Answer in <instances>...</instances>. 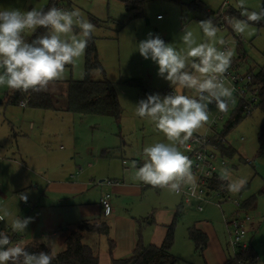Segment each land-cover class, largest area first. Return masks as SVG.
<instances>
[{"label":"rangeland","instance_id":"1","mask_svg":"<svg viewBox=\"0 0 264 264\" xmlns=\"http://www.w3.org/2000/svg\"><path fill=\"white\" fill-rule=\"evenodd\" d=\"M50 2L51 0H0V11L13 8L22 11L32 8L39 10ZM129 4H135L137 8L130 10L127 8ZM261 4H264V0H246L249 11L258 10ZM59 5L64 10L78 9L90 22L93 18L99 21V25H95L93 37L96 39L98 57L104 73L101 70L99 75L92 72L90 78L96 81L106 78L115 85L122 115L117 122L109 117L66 112V82L85 79V52L74 63L66 65L63 78L57 80L59 83L56 86H48L57 103L56 111L31 107L24 109L20 104H8L5 98L12 90L0 87V207H7L13 216L31 217L32 222L25 232L17 233L20 241L25 245L31 243L32 239L43 243L46 241L54 254L60 253L65 246L62 249L60 245L64 243H59L49 235L42 240V231L46 230L48 233L49 223L53 224L54 220L58 223L64 222V227H58L63 233V229L69 228L68 225L75 229V225L81 220L108 222L109 218L104 212L81 219L79 210L81 207L93 209L99 206L105 190L101 185L106 182H118L121 185L129 184L128 182L143 183L134 179L135 175L131 173L136 171L133 161L137 165L142 164L144 147L167 142L152 122L135 115L136 104L148 94L159 93L164 96L173 91L169 82L157 75L158 65L140 55L138 43L146 39L149 33H153L177 50H182L185 47L182 42L185 28L193 32L199 43L205 39L198 25L200 21L212 18L215 23L218 14L232 17L230 11L236 13V18H244L240 16L239 0H62ZM218 29V38H223L226 43L216 46L221 50L229 48L233 52L232 60L237 59L240 46L248 58L244 64L245 72L253 69L257 73L264 61V21L250 24L243 35L228 28ZM32 36V33H27L25 39ZM133 82H141L142 86L131 84ZM185 94L193 95L188 90H185ZM237 106L238 103L233 108L236 109ZM209 107L208 124L194 134L215 136L207 131V127L211 125L218 109ZM232 117L229 110L224 122L219 123L213 130L221 136ZM225 141L237 151L236 156L228 158V168L234 176L248 178L246 190L243 189L237 194L227 191L225 200L256 198V209L249 214L260 227H255L246 242L252 243L257 250L258 264H264L262 99L253 114L244 117ZM179 150L188 156L184 146H179ZM79 168L82 173L78 181L85 185L84 193L72 203L68 196L47 191L48 185H59L63 182L73 184L71 176L76 175ZM126 171H131L127 181L123 178ZM21 193L28 195L27 203L19 200ZM110 196V202L116 199L114 194L110 193ZM131 199L121 204L124 212L131 216L153 213L155 209L177 210L183 205L182 216L175 228L172 249L175 264H216L220 250L227 259L234 256V251L229 246L222 210L226 216H230L236 207L232 203L224 202V197L212 195L211 202L203 205V212L198 211L196 204H186L181 195L167 189L152 188L148 198L142 199L135 195ZM219 202L222 203V210L217 206ZM31 208L34 210L31 211ZM6 224L12 236L14 233L10 228L11 218L0 221V230ZM196 224L209 237L204 253L196 251L189 235V230ZM145 244L151 243L146 240Z\"/></svg>","mask_w":264,"mask_h":264},{"label":"clouds","instance_id":"2","mask_svg":"<svg viewBox=\"0 0 264 264\" xmlns=\"http://www.w3.org/2000/svg\"><path fill=\"white\" fill-rule=\"evenodd\" d=\"M239 8L243 19L224 17L234 33L243 35L250 24L264 21V4L249 11L246 0H239ZM198 25L204 41L198 43L193 32L185 28L182 50L153 33L138 43L140 55L158 65L157 75L169 82L173 91L164 96L148 94L136 104L135 115L152 122L167 142L144 147L142 164L133 161L134 179L174 193L187 187L193 196L197 194L198 178L192 171L191 159L179 146H184L208 124L210 105L223 112L234 103V89L223 79L231 66L233 52L216 46L225 45L226 41L218 38L219 29L212 18ZM39 28L46 29V33L30 42L25 39L27 33L35 34ZM94 32L95 25L78 9L53 6L47 10L0 11V87L21 93L47 92L51 82L63 78L66 65L84 54ZM93 71L96 75L100 73L99 68ZM185 90L193 95H186ZM218 179L222 182L221 189L231 194L240 193L248 183L246 176L236 177L227 167L219 170ZM19 200L27 203L28 195L21 193ZM6 218H11L12 233L25 232L32 222L31 217L13 216L7 207H0V221ZM8 227L6 224L0 230V264H52L55 257L51 252H30L23 241L13 243Z\"/></svg>","mask_w":264,"mask_h":264},{"label":"trees","instance_id":"3","mask_svg":"<svg viewBox=\"0 0 264 264\" xmlns=\"http://www.w3.org/2000/svg\"><path fill=\"white\" fill-rule=\"evenodd\" d=\"M60 1L62 0H51L49 5L43 9L47 10L53 6L61 8L59 5ZM127 8L131 10L136 9L137 6L135 4H129ZM230 14H233L232 17H236L235 12L230 11ZM91 22L94 25H99V21L94 18L91 19ZM215 24L218 26V19L215 21ZM227 28L231 29L229 25H227ZM46 31L47 30L44 28H39L27 41L30 42L35 36L42 35L46 33ZM242 51L243 50H241L239 46L237 61L241 60L245 64L248 58ZM97 68L104 73L102 63L98 57L96 39L92 37L85 50V79L83 81L67 82V111L76 115L109 117L118 122L121 119L122 108L116 87L106 78L99 81L92 80L90 76L92 72H94L93 70ZM250 70L251 72L253 71V69ZM257 79L263 85L260 97L264 104V74H259ZM131 84L138 87L142 86L141 82H133ZM5 99L8 101V104L11 105H19L21 101L29 99L28 107L45 111L57 110V103L48 92H32L30 90L28 93H21L12 90L6 95ZM244 117L246 116L239 112L234 120L226 125L220 139H226L228 134L244 120ZM219 146L223 156L233 158L237 155V151L229 144L220 142ZM221 183L222 182L217 179L213 188L221 190ZM246 189L247 188L244 190ZM256 202V198L251 197L243 201L242 207L247 211L255 209ZM182 208L183 207L176 213L174 221L168 227L167 236L162 246H144L142 240H140L137 248L129 257L118 260L112 259V264H175L176 259L172 255V249L175 243V228L182 216ZM110 233V226L104 221H83L74 230L68 232L64 241L65 248L58 254H54L45 244L32 242L26 246L30 252H51L55 257L52 264H99L100 247L96 240L103 237L109 238ZM189 235L195 245L196 251L203 253L208 245V236L195 226L189 230ZM18 240L17 238V241ZM110 244V252L112 253L115 244L112 240ZM258 258V252L249 245L244 251L238 250L235 255L227 259L224 264H258Z\"/></svg>","mask_w":264,"mask_h":264},{"label":"built area","instance_id":"4","mask_svg":"<svg viewBox=\"0 0 264 264\" xmlns=\"http://www.w3.org/2000/svg\"><path fill=\"white\" fill-rule=\"evenodd\" d=\"M224 17L225 15H218V27L221 30L227 28ZM237 60L238 57L232 60L230 68L223 77L225 84L234 89V103H230L226 111L222 112L218 110L211 125L207 127V131L214 133L215 136L194 134L193 138L184 145L188 157L192 160V171L198 178L197 194L193 196L187 187H184L177 193L181 195L186 204H196L200 212L204 211V204L211 202L210 199L212 195L217 197L222 196L224 197V202L232 203L236 207L230 216H226L225 212L222 210V203L219 202L217 204L222 210L226 232L230 240L229 246L234 251V255L238 250L244 251L249 247V243L246 242V239L251 232L254 219L249 214V211L242 207L244 200L239 199L233 201L231 198L225 200L227 190H216L213 188L215 181L218 179L219 170L222 167L228 168L229 165L228 158L223 156L219 146L220 142L226 144V141L225 139H220V135H218L213 128L217 127L219 123L224 122L225 116L228 114L229 110L232 112L233 116L231 121L234 120L239 112L246 116H251L253 114L260 104V95L263 87L257 77L261 73L264 74V61L262 66H259L258 72L254 73V71L251 72V70L245 72L244 63L241 60ZM237 103V108H233ZM28 104L29 99L21 101L20 106L25 109L28 107ZM210 106L215 107V105ZM110 198L111 196L108 194L104 196L102 200V206L104 208L105 205H107V209L111 207ZM11 238L13 243L17 242L18 234L14 233Z\"/></svg>","mask_w":264,"mask_h":264},{"label":"crops","instance_id":"5","mask_svg":"<svg viewBox=\"0 0 264 264\" xmlns=\"http://www.w3.org/2000/svg\"><path fill=\"white\" fill-rule=\"evenodd\" d=\"M58 83L59 82L56 80L51 82L49 86H56ZM47 92L51 94L53 91L48 90ZM65 110L66 112H68L67 107ZM31 128H33V125H31ZM130 172L131 171H126V173L123 175V178L126 181H127V176H129ZM81 173H82V169L79 168L78 173H76V175L71 176V181L73 182V184L63 182L60 183L59 185H53V184L48 185L49 187L47 186L48 187L47 191L68 196V198H70L69 202L72 203L75 200V198H77L79 195L84 193L85 185L83 183H79L78 181V178L80 177ZM131 173L135 175V171H132ZM128 183L129 184L121 185L118 182H114V183L106 182L102 184L101 186L104 187L105 190L101 195L99 206H95L93 207V209L81 207L79 210L81 219L93 217L99 212H104V214H106L109 218L108 222L106 223L110 226L111 229L110 237L109 238L103 237L96 240L100 247L99 264H112V259L118 260L129 257L133 253V251L137 248L140 240H142L144 246H148L145 244L146 240L149 243H151L150 245H155L157 247L162 246L167 236L168 227L174 221L176 213L179 211L181 207H183L182 205L177 210L155 209L153 213L149 212L146 215L131 216L130 214L124 212L123 206H121V204L124 202L126 203L131 201L132 200L131 198L134 197L135 195L139 196V198L142 199L148 198L152 192L153 187H151L150 185H146L144 183L139 184L138 182H134V183L128 182ZM59 188H64V189H59ZM55 189L58 190L54 191ZM110 193L114 194L116 199L111 201L112 203L110 202L111 207L107 209V211L105 212V208L102 206V200L106 194L110 195ZM110 199H112V197ZM256 206H257V202H256ZM183 208H182V212H183ZM32 210L34 209L31 208V211ZM252 210L253 209L248 211L250 212ZM81 222H83V220H81L75 226L77 227ZM63 225H65L64 222L58 223L55 220L53 221V224L49 223V225H47L48 233L46 230L42 231V237H41L42 240H45L46 236L49 235L50 238L54 240L57 239L59 243L63 244L68 232L74 230L71 229L72 226L68 225L67 227L69 228H65L67 230L63 229V233H61L60 232L61 229H59L58 227H64ZM194 226L202 230L207 235V233L203 229H201L197 224ZM255 227L258 228L260 226L256 225L253 221V227L247 237H249L250 234L253 233V231H255ZM44 231L46 232V234H43ZM18 239H19L18 241L21 240L19 236ZM111 240L115 244L112 253L110 252ZM31 241L33 243H40L47 245L46 241L45 243L37 240L35 241L34 239H32ZM208 242H209V237H208ZM249 245L253 247L252 243H249ZM60 246L63 249L65 244ZM49 248L52 249L51 246ZM226 261H227L226 256L220 250L219 259L216 261V264H224Z\"/></svg>","mask_w":264,"mask_h":264},{"label":"water","instance_id":"6","mask_svg":"<svg viewBox=\"0 0 264 264\" xmlns=\"http://www.w3.org/2000/svg\"><path fill=\"white\" fill-rule=\"evenodd\" d=\"M65 230H67V229H65Z\"/></svg>","mask_w":264,"mask_h":264}]
</instances>
